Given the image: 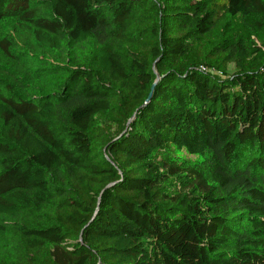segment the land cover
<instances>
[{"label": "trees", "instance_id": "1", "mask_svg": "<svg viewBox=\"0 0 264 264\" xmlns=\"http://www.w3.org/2000/svg\"><path fill=\"white\" fill-rule=\"evenodd\" d=\"M0 264H264V0H0Z\"/></svg>", "mask_w": 264, "mask_h": 264}, {"label": "rangeland", "instance_id": "2", "mask_svg": "<svg viewBox=\"0 0 264 264\" xmlns=\"http://www.w3.org/2000/svg\"><path fill=\"white\" fill-rule=\"evenodd\" d=\"M234 23H235V31L239 32V33H245L246 29H244V25L241 23L240 17L237 16L236 19H234ZM232 71V69H230V72Z\"/></svg>", "mask_w": 264, "mask_h": 264}]
</instances>
